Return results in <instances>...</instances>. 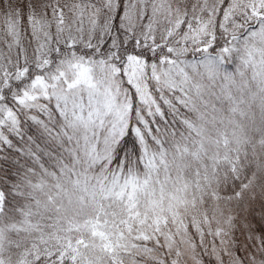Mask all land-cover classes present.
<instances>
[{"label": "snow or ice", "instance_id": "1", "mask_svg": "<svg viewBox=\"0 0 264 264\" xmlns=\"http://www.w3.org/2000/svg\"><path fill=\"white\" fill-rule=\"evenodd\" d=\"M0 264H264V0H0Z\"/></svg>", "mask_w": 264, "mask_h": 264}]
</instances>
